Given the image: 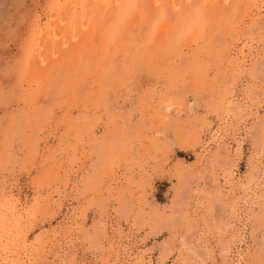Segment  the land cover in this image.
Instances as JSON below:
<instances>
[{
	"label": "rangeland",
	"instance_id": "obj_1",
	"mask_svg": "<svg viewBox=\"0 0 264 264\" xmlns=\"http://www.w3.org/2000/svg\"><path fill=\"white\" fill-rule=\"evenodd\" d=\"M151 1L155 2V0L149 2ZM54 4H57L56 0H0V208L10 198L19 205L20 212L23 213L27 210L34 212L37 201L43 203L45 207L39 209L40 211H35L29 216V220L27 219L21 224L23 225L21 230L26 233V245L30 249L38 247L40 250V253H36L37 255H34L28 264H62L60 259H57L58 250L54 247L48 248L51 243L49 245L44 241L38 243L37 237L43 232L46 234L54 232L57 226L63 225L64 222H70V224L75 222V229L72 233L75 234L73 241L63 244L69 258L66 259L67 264H82L84 262L86 264H102L107 261H109L107 264H119L123 255H120V261L115 260L116 245L132 248L130 251L133 253H137L139 250L140 252L145 251L150 254L153 260H159L160 247L169 238L171 230L170 225L164 223V227L160 226L159 235L155 236L149 233L150 223L162 224L159 216L155 222L148 223L150 211L156 209L158 214H163L166 218L171 215L174 191L180 181L177 177L182 178L184 174L188 175L192 187L197 191L201 190L198 202L201 214L207 213V210L210 211L208 221L201 222L202 226L200 227L201 232L208 240L207 250L210 253L207 256L216 264L222 263L220 244L222 240H226V235L224 234L225 227H218L224 219H227V214L223 217L221 204L203 192V189L207 190L212 184L210 176L205 174L202 184L200 183L201 186H197L195 174L193 177L189 174L193 172L194 167L195 173H197L211 158L210 152H203L201 143H198L199 140L196 139L199 135H203V139L207 140L209 138L207 131L217 125V116L211 106L215 104L216 99L219 100L221 89H225L227 80H230L231 72L225 73L224 69H221L223 67L218 65L222 62L221 57L212 61L216 52L224 49L222 47L225 41L224 35L221 32L217 33L219 28L215 32L214 42L211 32L208 30L200 35L196 44L193 42V48L197 52L195 57L197 61L192 68L186 67V72L182 74H177V72H182L183 68L180 64H184V61L187 62L188 58L183 57L182 54H171L169 53L172 52L171 49L168 51L162 46L158 48L159 52L157 49L152 52L151 43L153 42L151 40H154L147 32H144L145 29L143 33L140 32L139 35L130 39L122 35L118 38L120 39L118 43L110 38L107 43L101 42V46L105 45L104 51L99 50V54L93 51L95 59L92 62L94 65L90 63L91 65L87 66V72L78 78L81 81L77 79L75 86L74 83L73 86L67 83L70 79L69 75L66 76L67 68L62 67L48 74L50 77L47 75L46 79H37L32 90L29 89V91L26 90L23 78L27 73H24V69L27 68L26 61L28 62L27 59L33 52V36L42 28L47 27L49 18L54 15ZM224 23L223 25H225ZM152 27L154 28V26H150L153 30ZM172 31L173 29L169 30L167 35L162 32L170 43H172ZM154 33L156 34V31ZM204 36L207 41L203 39ZM256 37L264 43V33L260 32ZM134 42L135 44H133ZM209 44L211 45L209 46ZM199 46L202 47L199 48ZM148 49L151 50L148 51ZM257 50L259 55L253 57L246 64V69H240L245 74L240 72L237 76V78L239 77L236 80L239 81L237 86L239 94L249 85L250 88H254L253 81L249 82L248 73L245 71L255 59L264 57V45L258 47ZM154 52L157 53L154 54ZM118 55L121 58L117 57ZM101 56L103 58H100ZM114 60L117 62H115L116 65L118 64L117 67L112 62ZM107 61L109 62L106 63ZM136 61L137 65H135ZM71 62L72 60L68 63L71 64ZM97 62H101V66H97ZM166 62L168 63L166 64ZM211 62L215 63L214 66ZM109 63L111 64L109 65ZM107 65L109 67L112 65L111 68L108 67L109 70L105 68ZM113 65L114 68H112ZM127 65L131 67L127 68ZM219 67L220 70H217L216 68ZM223 75L226 77L224 78ZM72 76L76 75L72 74ZM59 78H62V81ZM257 79L258 82L255 86H261L262 90L261 88L260 90L264 93V69ZM259 81H261L260 84ZM175 87H179L182 92L173 93ZM260 90L255 88L253 96L256 103L264 95L262 92L258 93ZM161 92L167 95L164 96ZM149 95H151V99L148 101ZM161 96L170 100L173 96L179 99L174 100L173 97L172 102L176 101L174 105L170 102L173 106L168 110L162 109L158 113L159 108L162 107L158 105ZM179 100L180 102H178ZM164 111L165 113H163ZM257 112L258 117L254 118L249 111H245L242 118L245 119L244 122L239 123L236 127V137L241 142L240 146L235 141L231 143L232 150L238 149L234 156L236 168L229 165H225L224 168H216V172H220V176L223 172L229 173L228 169L230 171L234 169L235 178H231L232 183H236L238 177L241 178L245 175L249 159L257 147L255 133L260 118L264 115V108H259ZM198 117L200 118L199 123ZM205 119L209 120V124ZM210 120L213 121L210 122ZM203 123L206 125L203 126ZM109 139L112 142H108ZM127 142L130 145L128 144L129 148L126 152L121 147ZM107 146L114 149L108 148V158L110 157V159L115 154L114 151L120 148L118 158L113 164L114 170L103 171L105 172L102 177L103 181L101 179V184L97 185L101 190L95 191V188L82 190L80 188L82 177L93 175L105 163L103 150ZM210 150L214 151L215 148L212 147ZM204 154L206 157L203 158ZM195 161L196 163H194ZM47 172H51V174ZM112 176L122 179L123 187H125L122 198L125 201L120 199L116 193L108 196L107 188ZM131 179L133 180L132 185L134 182L138 186L140 185L139 188L134 184L132 187L135 188L134 190L128 189V182ZM116 188L118 189V187ZM59 192L62 193V196L64 194L69 196L68 201H63L65 205L62 208H57V205L54 204V201L59 199V196L56 195ZM62 196L61 198H63ZM139 197L145 209L143 212L145 223L134 224L135 208L137 209V207L133 206L134 210L128 211L126 201L135 202ZM97 198H102L100 200L102 203L107 202L109 198L110 205L98 204L95 202ZM81 211L84 212L81 214ZM242 211L240 221L236 222V232L239 234L236 247L233 248L227 264H264V247L262 246L264 227L261 225L262 220L264 221V179L257 181L253 186L252 191L246 197ZM96 227L102 231L108 229L101 237L103 241L98 242V248L90 246V242L84 238V233H92ZM24 228L27 229L24 230ZM178 229L180 233L183 232V228L179 227ZM223 234L225 237L222 238ZM48 236L50 237V235ZM72 256L74 260L71 259ZM187 256L188 253L185 249L182 252L176 249L167 264H180L187 260L185 259Z\"/></svg>",
	"mask_w": 264,
	"mask_h": 264
},
{
	"label": "bare ground",
	"instance_id": "obj_2",
	"mask_svg": "<svg viewBox=\"0 0 264 264\" xmlns=\"http://www.w3.org/2000/svg\"><path fill=\"white\" fill-rule=\"evenodd\" d=\"M149 1L150 0H56L57 4L56 5L54 4V12H53L54 15L49 18L47 22L48 24L47 27L42 28L41 31L36 32L33 36V41H32L34 42L32 44L33 52L32 54H30L29 58L27 59L28 62L26 61L25 65L27 66V68L24 69V73L25 72L27 73L24 74L26 76H24L23 82H25L26 90H29L34 86V82L37 81V79H42V80L46 79L45 77L48 74L64 67L65 69L67 68V70H65L67 72L66 76L69 75V78H70V79L68 78L69 82L67 83H70L71 86H73V83H74V86H75L77 79L79 77H82L83 74L87 72L86 70L87 66L90 63L93 64L94 59H95L93 56V51L95 53H98L99 50L104 51L103 47L105 45L101 46V42L107 43L108 40L112 38L114 42L118 43L120 42V39L118 38L122 37V35L127 36V38L130 39L131 37L133 38L139 35L140 32L143 33L144 29L146 30V31L144 30V32L145 33L147 32L152 37V38L151 37L149 38L154 40V41L151 40V42H153L151 43L152 52L155 49H157V52H159L158 48L162 46V48L168 51L171 49L172 52L171 51L169 52L171 54L172 53L178 54V55L182 54L183 57L188 58L187 62L184 61L185 62L184 64L183 63L180 64L183 70L182 72H177V74L178 73L182 74L186 72L187 70L186 67H188L189 69L192 68L193 65L195 64V61H197L195 58L197 55V52L193 48V42H195L196 44L197 40L200 38V35H202L203 33H206L207 30L208 32H211L212 39L214 42L215 32H217L219 28V31L217 33L221 32V34H223L225 37V41L222 46L224 49L223 51L221 50L222 52L220 50L216 52L212 61H215V59H218L219 57H221L222 62H220V64L218 65H221L223 67L221 69H224L225 73L229 74V72H231L229 76L230 80H227V83L225 84L226 88L223 86L225 89H221L219 100L216 99L218 102L216 101L215 104L211 106L212 111L217 116L216 117L217 125L214 126L212 130L207 131V133H209L208 134L209 138L207 140L203 139V135L202 136L199 135L198 139L195 138L196 140H199L198 143H201V148L203 152H208V153L210 152L211 158L208 159L209 161L205 163V166L197 172L198 174L195 173L196 170H194L195 168L194 167L192 169L194 173L191 171L192 173H190L189 176L191 175V177H193L195 174V177L197 179V181L195 180L197 186L200 185V183L202 184L205 174H207V176H210V180L212 184L209 185L207 190L203 189V192L207 193V195L213 197L214 200L218 201L221 204V208H222L221 210H223L222 212L223 217L225 214H227V219H224L222 217L224 220L222 224L218 227V228L225 227L224 234L226 235V237L223 234L222 238L225 237L226 240H222L220 244V251L222 253V261H221L222 263L220 264H225V263L227 264L233 248L236 247L237 237L239 236L238 232H236L237 231L236 222L240 221V217L242 216V213H243L242 207H244L246 203V197L252 191V188L254 185H256V182L257 181L259 182L264 179L263 177L264 176V115L261 116L259 124L256 129V133H255L256 143L255 144L257 145V147L254 151V154L249 159L248 169L245 175H243V177L241 178L238 177V180L236 183H232L231 178L232 177L235 178L234 169H231V171L228 169L229 173L223 172L222 176H220L219 174L220 172L219 173L216 172V168L218 167L224 168L225 165H229L230 167H235L234 156L237 153L236 151H238V149L232 150L231 143L235 141L237 142L239 146L241 145V142L240 140L237 139L235 132H236V127L239 125V123L241 124L245 120V119H242L244 117L243 115L244 112L249 111L252 117L257 118L258 117L257 111H259V108H264V95L258 103L255 102V98L253 96L255 95V88L258 90H260L261 88L262 90L261 86L257 87L255 86V84L256 82H258L257 78L261 76V72L264 69V57H262L261 59H255L245 71L248 73L247 75L248 78L247 76L246 78L250 80L249 82L253 81L252 85L254 88H250V85L249 86L246 85L248 86V88H245L239 94L237 93L238 92L237 86L239 84V81H236L237 79H239V77L237 78V76H239L238 74L240 72H243L240 69L245 68L246 64L249 61H251L253 57L259 55V52L257 49L258 47L264 45L262 40L256 37L258 33L259 34L260 32L264 33V0H155V2L154 1L149 2ZM171 13L173 14L171 15ZM223 23L225 25H223ZM150 26H154V28L152 27L153 30L150 28ZM172 29L173 31L172 33L171 32L170 33L173 36L171 38L172 43H170L168 39H166L167 37L165 38V36L169 32V30H172ZM258 30H261V31L259 32ZM154 31H156V34L154 33ZM162 32L166 35H163ZM203 39L205 40V36ZM132 40H135V39H132ZM123 42H125L124 39H123ZM122 44L124 46V43ZM133 44H135V42ZM210 45L211 44H209V46ZM200 47L202 46H199V48ZM150 50L148 49V51ZM145 52L143 53L145 54ZM157 52H154V54ZM167 52H166V55H167ZM185 53L186 55H188L187 57ZM114 54L116 53L114 52ZM117 57H119V55ZM100 58H103V57L101 56ZM119 58H121V56ZM71 60L72 62L71 64H69L68 62ZM132 60L134 62V59ZM109 61L111 60L109 59ZM109 61H107L106 63H108ZM117 61L119 60L117 59ZM137 61L139 62V60ZM137 61L135 65L138 64ZM112 62L115 63L116 61L114 60ZM111 63H109V65ZM116 63L114 65H116ZM167 63L168 62H166V64ZM212 63L213 62H211V64ZM203 64L205 63L203 62ZM214 64L215 63H213V66ZM109 65H107V67L105 68L108 69ZM114 65L112 68H114ZM128 65H127V68L129 67ZM97 66H101V62H97ZM111 66L109 68H111ZM216 69L220 70V67ZM168 73L170 74L169 71ZM72 74L76 76L74 77L72 76ZM104 74H105V70H104ZM243 74L245 73L243 72ZM107 76L108 75H106V77ZM225 77L226 76H224V78ZM60 80L62 81V78ZM260 82L261 81H259V84ZM261 90L257 92L260 93L262 92ZM174 91L173 93L182 92V90L179 87H175ZM148 97H149L148 98V101H149L151 99V95H149ZM163 97L160 98L158 102L159 103L158 105L162 106L159 108L160 110L158 113H160L162 109L168 110L171 106L174 105V102H176V101L172 102V98L174 96L171 98V100L168 98H163ZM173 99L175 100L179 98L174 97ZM170 102H172L173 105L170 104ZM178 102H180V100ZM163 103H166V104H163ZM163 113H165V111ZM199 117L197 121L198 120L200 121ZM202 121H203V118H202ZM212 121L210 120V122ZM208 122L209 120H207L206 123ZM201 123H200V126L202 127ZM206 123L205 124L203 123V126H205ZM144 136L145 135H143V137ZM110 141L112 142V140L109 139L108 142ZM128 144H129L128 142L127 144L124 143L121 149L123 151L126 150L127 152V149L129 148V145H130ZM212 147L215 148L214 151L210 150ZM108 148H110V150H114L108 146L106 149L103 150V154L105 153L104 155L105 163L103 164V166H101V169L97 170L93 175L90 174L85 177H82L81 187H80L82 190H88V189L90 190L92 188H95V191L101 190V189H98L97 185L103 181L102 177L105 174V172L103 171L114 170L113 164L116 162L118 158L120 148H117V150L114 151L116 155L115 154L112 155L111 159L110 157L108 158ZM50 154H52L51 151H50ZM74 154H75V149H74ZM205 154L202 156L203 158ZM194 163H196V161ZM181 164L182 163H180V165ZM200 171L202 172L201 174H200ZM47 173L51 174V172H47ZM133 173L135 174V171ZM177 178H179L180 181L178 180L179 181L178 187L174 191L172 204H171V209H172L171 215L168 218H166V216H164L163 214L161 215L158 214L157 213L158 210L154 209L150 211V218L148 219V223H150V221H152L153 223L155 222L156 218L159 216L162 221L161 225L159 223H153V224L150 223L149 233L154 234L155 236L160 234L161 232L160 226L161 228L164 227L163 226L164 223L170 225V230H171L170 235L167 241L163 242L160 247L161 248L160 256L158 257L159 260L156 261L154 259L155 260L154 261L150 257V254L146 253L145 251L140 252L139 250L137 253L136 252L133 253L131 252L132 248L128 249L127 246L122 247L121 245H116L117 250L116 249L115 250L117 253H116L115 260L120 261L121 259L120 255H123L122 260L119 264H167L168 259L172 257L176 249L179 252H182V250L185 249V251L188 253L187 258H185L187 260L181 262L180 264L182 263L216 264L213 260H211L209 256H207L210 253L207 250L208 240L206 239L207 237H205L200 230V227L202 226L201 222H207L208 216L210 213V211L208 210H207V213L201 214L200 212L201 207L198 206V202L200 201L199 196H200L201 190L197 191L194 187L191 186V181L188 178V175L185 176L184 174L182 178H180L179 176ZM132 179L131 181L129 180L128 182V186H129L128 189L132 188L133 185L135 184L133 182V185H132V181H133ZM110 181L111 182L109 183V187L107 188L109 192L106 190L108 192V196L110 197V195H113L114 193H116L120 199H123L122 197H124L123 192H125L124 190L125 187H123L124 184H123L122 179H119L117 176H112V179ZM137 181L135 182L137 183ZM139 186L137 185L135 187L139 188ZM116 187H118V189ZM197 188H200V187H197ZM132 189L134 190L135 188H132ZM10 190L9 192H12ZM56 195L59 196V199L57 201H54L55 202L54 204L57 205V208H62V206L65 205L63 201L65 200L68 201L69 196L67 195L65 196V194L64 196H62V193L60 192L57 193ZM61 196L63 198H61ZM101 199L102 198H97L95 202H97L98 204L101 203L103 206L110 205L111 201H109V198L107 202H103V203L102 201H100ZM123 201L125 200L123 199ZM126 202L128 205V211L130 212L134 210L133 206L137 207V209L135 208L136 215L134 217V224L145 223L143 220V212L145 209L143 207L142 200H140V197L135 202L133 201L131 202L130 200ZM34 207H35L34 212L28 211V210L25 211L24 213L20 212L21 209L19 208V205L17 203H14L11 200V198L9 200H6L3 206L1 205V208H0V264H28L29 261L32 260V257H34V255H37L36 253L38 252L40 253V250L38 249V247L30 249V247L26 245V238H25L26 233H24L25 231L21 230L23 228L22 227L23 225H21L23 224L22 222L27 220L29 216L35 213V211L39 209L41 210V208L44 207V204L43 203L41 204L40 201H37ZM82 212L84 211H81V214ZM74 223L70 224V222L69 223L64 222L63 225H58L57 229L54 232H51L48 234L43 232L39 234V237H37L38 243L42 241L47 243V245L51 243L50 244L51 246H49L48 248L54 247V249L56 248L58 250L57 259H60L62 264H67L66 259L68 257H67V254H66L67 252L65 251L63 244L69 241L71 242L73 241L74 239L73 235H75V234H72L73 230L75 229ZM261 225L264 227L263 220H262ZM179 227L183 228L182 233L179 232V229H178ZM25 229L27 228H24V230ZM107 230L108 229H106L105 231ZM105 231L104 230L102 231V229L96 227L92 233L91 232L90 233L87 232L86 234L84 233L85 235L84 238L90 242V246L98 248L102 235L103 234L105 235ZM48 235H50L51 239ZM45 238L47 239L46 241L44 240ZM104 246L106 247V245ZM262 246L264 247V242H262ZM71 259L74 260L73 256ZM210 260L211 262L209 263ZM107 262L109 263V261ZM107 262L106 263L102 262V264H107ZM82 264H86V262Z\"/></svg>",
	"mask_w": 264,
	"mask_h": 264
}]
</instances>
